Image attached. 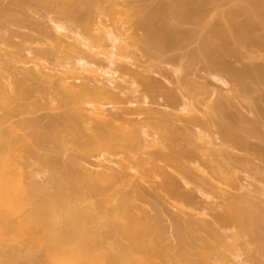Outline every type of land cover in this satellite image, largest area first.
Returning a JSON list of instances; mask_svg holds the SVG:
<instances>
[{"label": "bare ground", "instance_id": "6f19581e", "mask_svg": "<svg viewBox=\"0 0 264 264\" xmlns=\"http://www.w3.org/2000/svg\"><path fill=\"white\" fill-rule=\"evenodd\" d=\"M50 2H55L58 13L60 12L65 21L70 22L66 27L56 19L57 30L69 28L75 33L79 30L80 34H78L81 37H74V42L69 43V49L72 50L70 52L72 54L73 51L76 52L74 53L76 57H79L82 51L78 49L80 47L77 44L81 43L82 39L89 42L92 39L90 47L96 46L97 42L95 45L94 42L102 36L100 31L104 30V24L106 26L108 22L106 16L110 17L109 20L115 25L120 20L119 17L115 18V14L121 13L119 6L115 5L120 4V7L124 5L122 0H9L6 4H0V30L4 29L3 33L0 31V43L3 42L9 47L17 46L15 37L20 32L12 27L27 24L31 17V13L28 14L30 8L38 9L40 5L44 6ZM135 2L138 3L136 7L138 20L135 29L143 31L138 39L145 47V53L171 62L172 65L178 61L182 64L181 59L186 62L184 67L181 66L183 68L181 72L183 75L186 73L185 76L179 75L177 78V74L181 72L180 69L175 70V80L183 84V86L181 83L178 85L179 88L181 85L183 95L171 90L173 88L170 90L166 88V95L177 104L179 100L181 103L179 105L183 104L182 109L193 110L197 106L199 108L196 109L201 111L200 107L205 106L202 107L204 115H210L213 109L211 115L214 113L219 118L217 120L212 116L206 120L192 114L187 121L200 127V130L211 124L215 127L214 132L221 134L222 142L229 143V146H240L244 151L255 152L264 158V137H262L264 130L261 131L264 128V0H136ZM50 6L51 4L47 7ZM94 14L97 15L95 19L103 18L102 25L97 23L100 19L99 21L93 19ZM56 21L54 20L55 23ZM111 23L107 25L112 26ZM31 24L30 26H33ZM39 25L36 24L35 29ZM42 28L37 30L41 31ZM46 30L43 29L45 31L43 36L49 33L51 35V31L47 30V33ZM123 32L125 34V30ZM31 35L27 33V38L33 39L34 35L30 37ZM39 35L34 38H39ZM59 35L60 32L59 34L57 32L54 38L52 37L55 44L60 43ZM126 38L124 37L125 40ZM37 47L36 54L31 57L37 68L28 71L32 81L13 79L11 82L13 92L9 93L0 77V106L2 104L1 108L5 111L4 116L0 117V125L11 114L10 109L13 110L8 101L21 97L22 91L30 94L34 90H39L43 96L50 95L53 80L49 77L52 74L49 75L50 72L43 70L45 66L39 57L47 58V54L49 51L52 52V49L47 47V50L45 46L38 47L39 49ZM119 48L122 50L120 52L124 51L123 46ZM176 51L180 53L173 54ZM0 53L7 52L2 51L0 46ZM66 53L71 54L69 50ZM37 54L40 56H36ZM53 54L55 57L65 58L57 52ZM10 55L8 61L4 60L5 67H0V72L3 68L12 67L17 51H12ZM198 62H201L202 69L208 74L214 73L219 75L218 78L224 77L230 83L234 82L231 88L227 87L229 88L227 92L226 88L219 86L226 93L232 91L233 95L222 94L224 91L222 89L219 91V88L217 93L203 83L204 79L196 80L198 74L194 75L195 78L190 74L189 68L191 69ZM83 66L86 67V63ZM89 67L87 69L90 72H96V67ZM164 70L167 72L168 69ZM70 78L69 75H60L54 82L58 91L65 96L59 103L51 99L52 105L49 108L60 110L49 113L44 124L34 118H24L13 128H0V264H227L230 258L226 251L231 250L239 255L238 246H241L239 239L245 234H248L252 241L251 236H254L256 241L253 242H256L257 248H264V215L246 200L242 203L229 202L228 215L218 217L222 221H235V226L239 230L234 233L233 243L227 242L222 233L215 231L211 236L203 238L192 229L190 224L180 220L176 215L172 226L174 242L166 236L165 226L161 223L164 207H161L163 201L158 194H153L156 200L152 204L154 207L152 209L155 213L135 211L136 206L132 196L142 200L148 192L142 183L133 180L129 169L134 166L122 159L120 160L122 169H115L110 173L102 172L98 175L85 172L84 177L81 178L78 168L81 160L87 159L100 146L112 153L134 152L138 148L139 132L132 127L129 130L114 129L110 125L109 118L99 121L98 119H104L99 117L104 116L105 109L101 105H94L92 97L85 100L92 102L93 108H84L83 96L70 85ZM202 78L205 77L202 75ZM207 81L210 82L212 79ZM144 84L150 90L161 91L162 86L150 79H145ZM95 91L97 95L107 92L105 88H97ZM179 96L185 98L180 100ZM240 96L248 100L247 102L244 99L249 103L247 107L254 116L245 115L234 105L235 98L240 99ZM166 121L168 120L155 122L154 127L158 129L154 132L169 134L175 141L178 134L182 135V133ZM14 128H27L29 132L14 137L12 136ZM253 137L257 138L258 143L251 141ZM188 140L186 141L189 142ZM208 141L212 142V140ZM45 148L53 152L72 150L69 168L65 173L62 170L64 164L59 157L41 152ZM195 148L173 147L170 153L156 156H163L169 163L181 167L183 164L180 157L194 155ZM21 155L34 158L47 174V180L40 182L34 178L30 185H26L17 167V159ZM235 157L238 159V156ZM126 158L130 159V156L126 155ZM144 161L149 162L139 159L135 164L143 170V174L150 175ZM162 168L160 167V171L169 183L166 186L171 184L174 186L167 190L170 189L171 194L178 195L180 189L178 181L176 182V178ZM118 182L131 184L133 195L126 194L113 204L111 201ZM184 195L181 197L184 198ZM187 198L189 199V196ZM85 200H88V203L83 206ZM63 220L65 223L61 226ZM244 244L246 243L243 242ZM244 247L249 262L261 264L260 254L258 253L257 256L255 253L256 248L246 250L249 246ZM253 250H256L255 254Z\"/></svg>", "mask_w": 264, "mask_h": 264}, {"label": "rangeland", "instance_id": "374dc122", "mask_svg": "<svg viewBox=\"0 0 264 264\" xmlns=\"http://www.w3.org/2000/svg\"><path fill=\"white\" fill-rule=\"evenodd\" d=\"M122 1H124V5L121 4V7L120 4L115 5L117 7L119 6V10L121 9V13H119L121 16L115 14V18L119 17L118 19H120L119 21L117 19L120 26L118 23H115V25L111 23L112 20H109L111 18L106 16L108 19V22L106 20L107 24L110 22L112 26H108L107 24L105 26L103 23L105 28L103 27L104 30L100 31L102 36L98 38L97 41L95 40L94 45L97 42L96 46L90 47L92 39L90 42L82 39L81 43L77 44V46L80 47L78 49H82L79 54L81 59L74 55L76 52L73 51L72 54L70 52L72 50L69 49L71 42H74V37H81L78 32L79 30L76 29L78 30L76 33L69 28L57 30L56 25L58 22H61V25L66 27L70 22L65 21L61 14H59L60 12L58 13L55 2H50V7H47L49 6V4H47L44 6L40 5L38 9L30 8V10H28V12L30 11L28 14L31 13L30 20L33 23L29 18L28 22L30 24L32 23L31 25L33 26H30L27 21V24H24L23 26L11 25L14 26L12 28H16L15 30L18 29L17 31L22 34L18 33L19 35L15 37L16 42L15 39H13L18 47H9L3 42L0 43L1 50L7 52L5 54H1L2 52L0 53V67H5L3 63L6 62L4 60L8 61L12 51H17L16 59L14 63L12 62V67L3 68L0 72V77L3 83L7 86L8 92H13V86L11 85L13 79L27 80V82L31 80L28 71L37 68L35 62L31 60V57L36 54L35 49L37 46L40 48H44L42 46H45L47 50L48 48L52 49V52L49 51L47 54L48 56L46 55L47 58H39L41 59V63L45 66L44 69H42L50 72L49 75L52 74V76L49 77L48 73L45 72L53 82L50 88V95L48 96H43L39 90H34V92L30 94L22 91L21 97L9 100L8 103L13 110L10 109L11 114L6 117V120L0 125V128H13V126L24 118H34L41 124H44L46 122V116L49 113H56L60 110H52L49 108V106L52 105L50 104L51 99H55V102L59 103L65 96L64 93L58 91L59 89L54 82L57 81V78L60 75H69L71 76L69 80L70 85H72L77 92H81L80 94L83 96L84 102L82 105L84 108H93L91 104L92 102L85 100L86 98L92 97L94 105H101L105 109L104 116L99 117H104V119H98L99 121H104L105 118H109L110 125L114 129L129 130L132 127L139 132L137 136L139 144L134 152L123 151L120 153H112L100 146V148L92 152L87 159L81 160L78 164L80 177H84L85 172H90L92 175H98L102 172L110 173L112 170L122 169L120 160L123 159L129 165L134 166L129 169L133 175V180L136 181V183H142L148 192V194H146L147 196L143 198L144 200L132 196V200L136 206L135 211L137 213H141L142 211L149 212V214L155 213V210L152 209L154 208L152 207V204H154L153 202L156 200L153 194H158L164 205L161 206L164 207L162 208L163 221L161 223L165 226L166 236L170 237L169 240L171 239V241L175 242V235L173 234L172 226L174 224L173 219L175 220L176 215L180 220L186 221L190 224L192 229L203 238L211 236L212 232L215 231L222 233L226 237L227 242L233 243L234 233L237 232V229L239 230V228L235 226V221H222L219 220L218 217L225 214L228 215L229 211L227 212V205L229 202L242 203L244 200L250 202L261 215H264V158L255 152H246L240 146H229V143L222 142L223 138L221 134L214 132L215 127L211 124L209 127L205 126L200 130V127L187 121L192 114L199 115L206 120L212 116L217 120H219V118L214 113L211 115L214 111L213 109H211L212 111L210 115H204L202 113V107L204 108L205 106L200 107L201 111L196 109L197 106L194 107L195 110H189V108H186L187 110L182 109L183 104L179 105L181 104L179 103V100L178 104L175 100H173V103L171 98L166 95V88L167 90L168 88L169 90L173 88L171 90H175L177 94L183 95V90L181 91L180 89L182 88L181 85L180 88L178 86L181 82L177 83L178 81L175 80V70L180 69V72L183 71L182 67L186 65V62L181 59L182 64L178 61L172 65L171 62L157 59L149 53L146 54V50H144L145 47L141 40H139L140 33L142 34L143 31L140 32L141 29L136 28L139 30L136 32L135 29L138 20L136 10L138 3L135 2L136 0ZM6 2H9V0H2L0 4H6ZM48 8H50V10ZM119 10L117 9V11ZM96 14H94L93 19H100V22L97 23L102 25L101 19L103 18H98L100 17L98 16V19H95L97 16ZM101 17H103V15H101ZM106 18L104 17V19ZM115 18L114 20H116ZM52 19L55 21L58 19L59 21L57 20L58 22L56 21L55 23ZM35 23L40 24L38 27L39 29L43 26L41 30L42 34L41 31L37 30L38 28L35 29ZM45 26L49 28V30ZM43 29L51 31V35H49V33L47 36H43L45 32ZM3 30L4 29H1L0 31L2 32ZM123 30H125V34ZM23 32H25L26 38ZM57 32L58 34L60 32V43H57L58 45L53 42L54 35ZM4 33H6V31ZM27 33H31L34 37L39 35V38L33 37V39H28ZM32 35L30 37H32ZM126 35H128V37ZM40 37L43 38L40 39ZM124 37H127L126 40ZM113 43L117 48H115L116 46ZM120 46L124 47L123 52H120L122 51L119 48ZM38 47L37 49H39ZM70 48L72 47L70 46ZM68 50L71 54L66 53ZM117 50L119 51L117 52ZM53 52H57L61 56H65V58L55 57L56 53L53 54ZM176 52L173 54L180 53ZM167 55L169 56V54ZM36 56L40 55L37 54ZM84 63H86V67L83 66ZM179 65L180 67H178ZM201 65V62H198L193 67L191 66L193 69L189 68L191 71L190 74L194 76L197 73V76L199 77L196 78V76H194L196 80L199 78V81L204 79L203 83H205L208 88L211 87L212 90L219 93L220 89L224 91L226 88L225 90L227 92V89L229 91V88L233 86L232 84L234 82L231 81L230 83V81L224 77H220V80V78H218L219 75L214 73L208 74V72L202 69ZM89 66L96 67V72H90V70L87 69ZM165 68L168 70L170 69V71L167 70V72H165ZM200 69H202V71ZM177 75V78H179V75L183 74L181 72ZM185 75L186 73L183 76ZM202 75L205 78H202ZM77 76H80V78L77 79ZM180 77L182 78V76ZM194 77L191 78L194 79ZM145 79H150V81L152 80L154 83L162 86L160 88L161 91L157 92L148 89L144 84ZM207 79H212V81H210L211 83L208 82L209 80L207 81ZM219 86H222L224 89ZM97 88H105L107 92L103 95H97L95 91ZM222 91L220 93H222ZM226 92L224 91L222 94L230 93ZM231 94L233 95L232 91L229 95ZM242 97L240 96V99L237 97L235 98L236 100L233 98V100L236 101V103L233 102L234 105L245 115L249 117L254 116L247 107L249 105V103H247L248 100L244 96ZM183 98L181 96L180 100ZM244 99L247 102H245ZM237 100L240 101L237 102ZM1 106L0 117H3L5 111ZM165 119L168 120L166 122H169L175 129L182 133V135L178 134L175 141H173V137L169 134L163 135L160 132H154L158 129L154 127V123L164 122ZM263 125L261 128H263ZM263 130L264 128L261 129V131ZM199 131L201 132L199 133ZM28 132L29 129L27 128H14L12 130V136L19 137ZM262 134V137H264L263 132ZM152 140H154V142ZM208 140H212V142H209ZM251 141L258 143L257 138L255 137L251 138ZM183 146L186 148H196L194 155H184L180 157L183 164L181 167H178L174 163H169L163 156H156L161 153H170L173 150V147L179 149ZM41 152L56 155L64 164L62 168L64 173L68 170V163L71 158L70 154L72 153V150L65 149L61 152H53L49 148H45L42 149ZM126 155H129L130 159H125ZM234 155L238 156V159H236ZM139 159L149 161L144 162H146L145 167L149 168L150 175L143 174V170L135 164ZM17 163V167L22 173L26 185H30L34 178L40 182L47 180V174L41 169L39 164L34 161V158L21 155L18 157ZM160 167H163L164 171L166 170L170 176L176 178V182L178 181L177 183L180 185V187L177 186V188H180H178L179 190L177 189L179 191L178 195L171 194L172 191L170 193V189H168V192L167 188H171L173 185L170 183L171 186H166L169 183L166 182L165 177H163ZM87 168L90 171H88ZM117 185L118 187H116V190L113 193V200L111 201L113 204H116L122 197H124V195L126 196V194L130 196L133 195L131 184L118 182ZM183 193L189 196V199ZM182 194L185 196L184 198L181 197L183 196ZM88 196L90 195L88 194ZM87 203L88 200L83 201V206L87 205ZM259 213L258 215L261 218ZM64 223L65 221L63 220L61 226H63ZM245 235L239 239V243L241 244V246H238L239 255H236L235 252L231 250L226 251V254L230 258L227 264H251L244 253V246L246 245L249 246L246 250L250 248L252 249V247L256 248L257 251L253 250V254L257 253V256L260 254V263L264 264V251L262 250L264 248L259 249L256 247V242H253L256 241L254 240V236H251L253 237L252 241L248 234ZM163 240L165 244V238ZM243 242L246 244L243 245Z\"/></svg>", "mask_w": 264, "mask_h": 264}]
</instances>
